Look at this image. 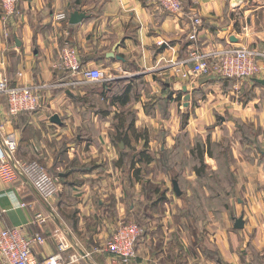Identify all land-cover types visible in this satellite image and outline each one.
<instances>
[{
    "label": "crops",
    "instance_id": "obj_1",
    "mask_svg": "<svg viewBox=\"0 0 264 264\" xmlns=\"http://www.w3.org/2000/svg\"><path fill=\"white\" fill-rule=\"evenodd\" d=\"M17 11L5 22L0 10V73L44 87L17 117L0 96V146L39 161L58 193L0 182V231L40 235L35 263L61 244L66 264H117L100 248L129 221L142 224L136 264H264V86L195 76L184 62L196 16L202 51H264V0H182L178 13L155 0H24ZM76 11L85 18L71 25ZM65 47L105 81L61 69Z\"/></svg>",
    "mask_w": 264,
    "mask_h": 264
},
{
    "label": "built area",
    "instance_id": "obj_2",
    "mask_svg": "<svg viewBox=\"0 0 264 264\" xmlns=\"http://www.w3.org/2000/svg\"><path fill=\"white\" fill-rule=\"evenodd\" d=\"M24 0H0L1 18L8 22L17 16L19 4ZM164 10L178 13L182 10V0H155ZM57 21L67 20L65 13L56 15ZM201 25L196 16L192 20L188 40L193 43L185 63L191 66L195 76H217L221 79H251L264 78V51L256 47L221 46L209 51H202L195 43L198 29ZM61 69L68 72H79L82 80L90 82L105 81L103 73L98 69L79 66L76 51L65 47L61 53ZM68 85L75 86L76 81ZM44 86H24L8 84L0 73V96L6 98L7 112L11 117L23 113H30L37 109L40 97L38 90ZM13 141L0 146V182L5 185L24 183L30 186L43 200L53 198L58 193V184L48 171L37 160L17 159L13 152ZM23 207V205H21ZM33 223L43 225L45 218L37 213L33 216ZM24 226H12L0 231V264H66L63 253L66 248L61 244L56 254L47 256L35 263L32 250L43 243V238L37 234H25ZM142 235L141 228L133 222H119L115 231L100 248L102 255L117 264H136L137 254L135 244ZM70 262L75 259L71 255Z\"/></svg>",
    "mask_w": 264,
    "mask_h": 264
},
{
    "label": "water",
    "instance_id": "obj_3",
    "mask_svg": "<svg viewBox=\"0 0 264 264\" xmlns=\"http://www.w3.org/2000/svg\"><path fill=\"white\" fill-rule=\"evenodd\" d=\"M85 18V14L84 13H81L79 11H76V12H73L72 14H70L69 16V24L71 25H75V24H78L79 22H81L83 19ZM109 57H113V54H109ZM254 81L262 86H264V78L262 79H258V78H255ZM183 92L185 93V96H184V105L186 106L187 103H188V100H189V95L187 94V88L186 87H183L182 88ZM51 122L53 123H59V119L58 117L55 115L51 118ZM120 148H123V144L120 145ZM173 192L179 196L180 195V192H179V189L177 187V184L174 182L173 183ZM234 227L236 229H241L243 227V221H242V218H238L235 220V224H234Z\"/></svg>",
    "mask_w": 264,
    "mask_h": 264
},
{
    "label": "rangeland",
    "instance_id": "obj_4",
    "mask_svg": "<svg viewBox=\"0 0 264 264\" xmlns=\"http://www.w3.org/2000/svg\"><path fill=\"white\" fill-rule=\"evenodd\" d=\"M169 195L174 196V192L172 191V189L170 190ZM136 223H137V222H136ZM139 225H142V224L138 222V226H139ZM141 229H142V228H141Z\"/></svg>",
    "mask_w": 264,
    "mask_h": 264
},
{
    "label": "trees",
    "instance_id": "obj_5",
    "mask_svg": "<svg viewBox=\"0 0 264 264\" xmlns=\"http://www.w3.org/2000/svg\"><path fill=\"white\" fill-rule=\"evenodd\" d=\"M143 154H144V153L141 154V159H140V160L145 159V158H142V155H143ZM145 161H148V159L146 158Z\"/></svg>",
    "mask_w": 264,
    "mask_h": 264
}]
</instances>
